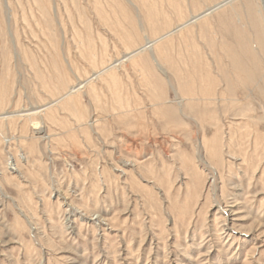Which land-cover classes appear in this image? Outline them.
I'll list each match as a JSON object with an SVG mask.
<instances>
[{
  "label": "rangeland",
  "instance_id": "1",
  "mask_svg": "<svg viewBox=\"0 0 264 264\" xmlns=\"http://www.w3.org/2000/svg\"><path fill=\"white\" fill-rule=\"evenodd\" d=\"M220 1L0 0V115ZM261 7L233 0L0 119V264H264Z\"/></svg>",
  "mask_w": 264,
  "mask_h": 264
},
{
  "label": "bare ground",
  "instance_id": "2",
  "mask_svg": "<svg viewBox=\"0 0 264 264\" xmlns=\"http://www.w3.org/2000/svg\"><path fill=\"white\" fill-rule=\"evenodd\" d=\"M231 1L233 0H222L219 3L215 4L214 6L207 8L203 13L198 14V15H193L191 17V19H189L187 22L176 26L173 30H171L170 32L161 35L160 37L156 38V39H147L145 44H143L141 47L134 49L132 51L129 52H125L122 57L116 59L115 61H113L112 63H110L109 65L94 71L91 76L88 79L85 80H81V82H79L77 85L72 86L71 88H69V90L67 91V93L63 96H61L60 98L53 100L52 102H49L47 105H44V107H40L39 109H35V110H21L17 113L14 112H4L0 115V119H8L11 117H15V116H30V115H34L36 113H40L43 110H45L46 108L48 109L49 106L57 103L58 101H60L61 99H63L65 96L74 93L76 91H78L79 89L83 88L85 85H87L89 82H91L92 80L97 79L98 77H100L104 72L108 71L109 69H112L113 67L119 66L121 64H123L126 61L132 60L134 57L138 56L141 52L148 50L150 47H152V45L154 43H156L157 41L159 42L160 40L170 36L171 34L178 32V30L182 29L183 27H185L188 24L194 23L196 21H198L199 19L210 15L211 13H213L214 11H216L217 9L229 4ZM261 1V5H262V9L264 10V0H259ZM142 55V54H141ZM145 56V55H144ZM141 58V57H139ZM147 58V57H146ZM35 125H37V122H34ZM41 131V130H40Z\"/></svg>",
  "mask_w": 264,
  "mask_h": 264
}]
</instances>
